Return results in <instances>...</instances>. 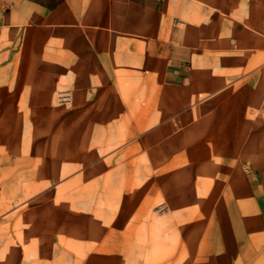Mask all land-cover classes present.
<instances>
[{"label": "rangeland", "instance_id": "1", "mask_svg": "<svg viewBox=\"0 0 264 264\" xmlns=\"http://www.w3.org/2000/svg\"><path fill=\"white\" fill-rule=\"evenodd\" d=\"M164 2L170 25L209 6ZM20 11L0 6V264H264V159L191 156L143 87L82 85L64 16Z\"/></svg>", "mask_w": 264, "mask_h": 264}, {"label": "crops", "instance_id": "2", "mask_svg": "<svg viewBox=\"0 0 264 264\" xmlns=\"http://www.w3.org/2000/svg\"><path fill=\"white\" fill-rule=\"evenodd\" d=\"M259 1L209 0L198 10H177L171 25L169 10H160L164 0H3L0 6L47 13L50 24L64 16L71 31L64 42L72 62L81 65L83 86L104 92L112 78L138 93L143 87L160 118L176 113L179 134H196L186 152L233 160L264 159V0Z\"/></svg>", "mask_w": 264, "mask_h": 264}, {"label": "built area", "instance_id": "3", "mask_svg": "<svg viewBox=\"0 0 264 264\" xmlns=\"http://www.w3.org/2000/svg\"><path fill=\"white\" fill-rule=\"evenodd\" d=\"M3 0H0V2H2Z\"/></svg>", "mask_w": 264, "mask_h": 264}]
</instances>
